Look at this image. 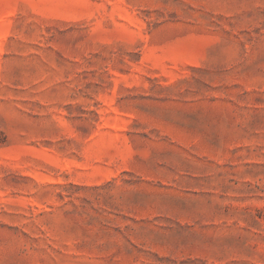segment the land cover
<instances>
[{"label":"rangeland","instance_id":"374dc122","mask_svg":"<svg viewBox=\"0 0 264 264\" xmlns=\"http://www.w3.org/2000/svg\"><path fill=\"white\" fill-rule=\"evenodd\" d=\"M0 264H264V0H0Z\"/></svg>","mask_w":264,"mask_h":264}]
</instances>
